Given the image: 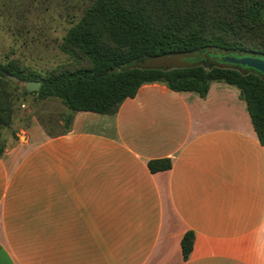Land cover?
<instances>
[{
    "label": "crops",
    "instance_id": "crops-1",
    "mask_svg": "<svg viewBox=\"0 0 264 264\" xmlns=\"http://www.w3.org/2000/svg\"><path fill=\"white\" fill-rule=\"evenodd\" d=\"M14 135L0 264H264V145L237 88L146 84L113 115L77 112L61 133L33 118ZM159 159L171 168L151 173Z\"/></svg>",
    "mask_w": 264,
    "mask_h": 264
},
{
    "label": "trees",
    "instance_id": "trees-1",
    "mask_svg": "<svg viewBox=\"0 0 264 264\" xmlns=\"http://www.w3.org/2000/svg\"><path fill=\"white\" fill-rule=\"evenodd\" d=\"M60 49L88 65L41 75L15 61L0 62V130L11 125V90L18 88L6 79L8 74L41 82L38 92L22 88V96L60 101L68 111L64 131L77 112L115 114L146 84L161 83L171 91L196 92L204 98L211 83L222 82L240 91L264 145V75L219 64L206 55L214 50L221 56L264 61V0H94L67 30ZM178 55H193L194 63L173 68L138 66L151 58ZM147 166L151 173L166 171L171 161L151 160ZM193 242V233L187 232L181 240L184 260Z\"/></svg>",
    "mask_w": 264,
    "mask_h": 264
},
{
    "label": "rangeland",
    "instance_id": "rangeland-1",
    "mask_svg": "<svg viewBox=\"0 0 264 264\" xmlns=\"http://www.w3.org/2000/svg\"><path fill=\"white\" fill-rule=\"evenodd\" d=\"M94 0H0V62L15 61L20 67L41 75L87 66L63 53L60 46L67 30L77 23ZM207 57L224 64L220 52ZM231 57H235L231 54ZM193 55L164 56L138 64L145 68H173L193 64ZM179 63V64H178ZM11 90L12 122L0 130V145L15 138L17 128L39 119L50 133H61L67 111L58 100L22 96L21 85Z\"/></svg>",
    "mask_w": 264,
    "mask_h": 264
},
{
    "label": "water",
    "instance_id": "water-1",
    "mask_svg": "<svg viewBox=\"0 0 264 264\" xmlns=\"http://www.w3.org/2000/svg\"><path fill=\"white\" fill-rule=\"evenodd\" d=\"M222 61L231 65L251 68L264 75V61L260 59L251 57L235 58L227 55L222 56ZM6 79L12 82L14 85H21L27 93L38 92L41 86V82L39 81H22L18 77L9 74L6 75Z\"/></svg>",
    "mask_w": 264,
    "mask_h": 264
}]
</instances>
